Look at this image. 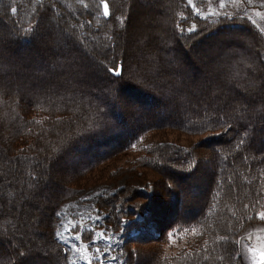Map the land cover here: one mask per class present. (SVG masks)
I'll return each instance as SVG.
<instances>
[{
  "label": "trees",
  "instance_id": "1",
  "mask_svg": "<svg viewBox=\"0 0 264 264\" xmlns=\"http://www.w3.org/2000/svg\"><path fill=\"white\" fill-rule=\"evenodd\" d=\"M107 3L108 17L104 15L100 0H0V22L8 23L13 47L37 42L41 22L54 19L58 30L68 37L65 44L75 42L80 49L88 51L86 57L106 78L104 83L92 86L89 78L86 85L79 84L81 88L74 90L61 82L45 91L27 90L21 81L10 78L9 66L16 64L15 57L8 49L4 51L0 60V84L3 85L0 87V138L5 143L1 142L0 151L6 154H0V161L5 160L17 169L14 182L20 180L24 190L20 192L22 200L19 201L14 197L15 183L12 181V187H5L9 197L3 199L5 208L0 203V239L6 246L12 243V248L0 246V264H28L31 258L41 264L70 262L68 249L54 234L58 212L63 203L79 191L71 187L83 176L77 179V174L70 176V180L64 181V188L63 181L58 184L61 193L46 207L47 217L34 222L39 229L32 228L30 219L25 221L18 217L21 203L32 201L30 190L35 188L40 192L36 185L50 179V174L44 171L48 165L51 167L54 160L67 157L71 149L77 151L78 146L85 143L80 152H83L82 159L88 158L89 163L78 171L85 174L103 160L100 155L103 157L108 152L106 148L110 147L109 151L115 156L133 149L140 137L159 130L206 135L207 138L202 144L190 147L154 141L142 159L144 167L163 176L165 196L169 197L167 205L171 206L174 219L158 225L160 216L149 209L152 203L146 207L154 199L133 187L124 186L98 199L97 207L109 213L104 218L105 229L123 234L124 264H246L240 256L238 238L248 227L264 223L256 215L264 202V124L256 125L264 120V34L247 18L243 6L232 5L204 19L197 15L188 0H160L157 23L162 30L155 31L148 39H137L130 20L141 17L143 8L138 1L107 0ZM193 24L196 31H186ZM127 29L128 35L121 43L120 33ZM181 29L185 30L183 34ZM224 35L234 37L239 46L215 53L222 59L219 63L224 72L221 80L213 71L204 81L195 79L191 71L181 72L180 65L185 67L186 64L178 56L184 47H189L191 53L196 45L214 39L221 46L223 42L219 36ZM42 45L36 43L32 50L36 53ZM133 46H140L142 58L153 57L147 58L148 65L145 64L148 74L144 81L141 79L140 85L145 88L142 92L124 78L127 66L133 63L130 60ZM25 57L35 58L31 54ZM50 57L53 59V53ZM156 61L160 64L162 61V66L155 70ZM164 63H171L175 69ZM51 64L48 63V68ZM81 64L80 59L69 62L66 69L61 70L64 77L57 74L58 79L76 85ZM114 64L117 70L123 66L122 80L106 70ZM51 71L53 78L56 71L54 68ZM190 79L192 84L185 85ZM117 91L122 96L147 98L144 102L149 110L125 111L118 106ZM200 95L205 97L201 106L197 104ZM157 96L162 98L159 104H165L168 109L163 107L157 119L148 123L132 121L138 113L150 116ZM223 98L228 102L223 103ZM46 114L49 118H44V122L33 117ZM217 121L223 123L224 128ZM205 126L214 131H204ZM122 128H131L132 134L125 137ZM225 128L229 130L225 132ZM26 141L30 142L29 149H20L19 144ZM204 150L212 155L210 190L195 204H190L177 194L192 189L196 174L208 167L201 158ZM113 156H106L104 160ZM176 177L186 183L179 184ZM132 200L136 201L128 204ZM135 203L137 206L132 205ZM24 214L27 218V213ZM23 233L43 240L37 243L28 241L26 236L18 237ZM170 236L183 239L186 246L164 257L161 248L169 243ZM30 248L33 250L29 255H19Z\"/></svg>",
  "mask_w": 264,
  "mask_h": 264
},
{
  "label": "rangeland",
  "instance_id": "2",
  "mask_svg": "<svg viewBox=\"0 0 264 264\" xmlns=\"http://www.w3.org/2000/svg\"><path fill=\"white\" fill-rule=\"evenodd\" d=\"M137 1L140 7L143 8V12L141 13V17L138 20H130V25H132L131 29L136 30L135 36L137 37V39L139 38L144 40L148 39L150 36H153V33L162 30V27L157 23V13L159 11V7L157 6V4L160 2V0ZM192 3L196 6V8H199L201 13L205 16H213L209 15L210 10L213 12H223L219 8V0H192ZM232 5H236L237 7L243 6L244 12L247 13V15L251 17L252 20L256 21L258 27L264 28V0H252L251 4L247 3V0H244V2H241V0H233V2L227 3L225 8L231 7ZM257 12H259L260 15H257ZM54 22V19L41 22L39 26L40 30L38 33L37 42L34 41L20 48L13 47L12 43H10L12 35L8 23L6 21L0 22V60L4 55V51H6L7 49L11 51V54L15 57V60L13 59V62H15L16 64H12L11 66H9L10 78H16V80L21 81L23 83L22 85L27 90L30 88H34L36 90L38 89V91H45L52 84H56L58 82H61V84L65 85L66 88H72L73 90L79 89L83 84L86 85V80L89 78L92 79L89 81V83H91V86L93 84L104 83L106 81V78L103 72L100 71L99 68H96L94 63H92V61L88 57H86L88 51L86 52V50L80 49L79 45L75 42H73V45H66L65 40H67L68 37L66 35L64 36L61 30H58ZM221 34L222 33H220V35ZM120 35L121 36L119 39L122 43L124 42L125 36L128 35V29L125 33H120ZM219 37L223 42L221 46L214 39L209 40L206 43H200L196 45L191 53H189V47H184L182 53H180V55L178 56L181 59L183 58L184 60H182V62L186 64L185 67L180 65L181 72L187 74L191 71L195 79L204 81L211 74L210 72L213 71L217 75V77L219 76V80H221L223 78L224 72L223 70H220L221 65H219V63L222 59H220V55H217L215 53H218L219 50H222L224 48L226 50H230L232 48L238 47L239 45L238 40H235L234 37L231 38L229 35ZM36 43L43 45L42 47H40L41 49H39V51L35 53V50H32V47L36 46ZM156 44L158 45V43ZM129 46L131 47V45ZM133 48V53L131 54L132 59L130 60L134 64L132 63L131 65L129 64L127 66L124 78L128 79L129 81H127L129 83L135 84L133 86L138 88L139 91L142 92L145 88H143L140 83L142 84V82L146 78L145 76H147L148 74L146 71L148 68L145 67V64H147V62L149 61L148 59H152L153 57L148 56L146 58H142V55L140 56V46H133ZM52 53L53 59L50 57ZM27 54H31L35 58L33 60H28V58L25 57ZM188 55H190L193 60H190ZM224 55L225 54H223V56ZM8 58L9 56L6 57L7 62ZM79 59L83 64H81V75L77 78L78 83H75L76 85H74L69 81H60L57 74H60L62 77H64L63 74H61V70L64 71L69 62H76ZM50 62H52L53 65ZM48 63L51 64L49 68H54V71H56V75L53 78H51L53 74H50V72L52 71L51 69L49 71ZM159 66H162V61L161 64L157 61L153 64L155 70L159 68ZM164 66H169L171 67V69H175V67L172 66L171 63H164ZM149 68L151 69L152 66H150ZM169 74L171 75V73ZM39 75H41L42 77H40ZM81 76L83 78H81ZM4 77L7 79L6 75ZM184 84H192V80L190 79V82ZM116 94V97L120 104L118 106L120 108L123 107L127 112L132 109L138 111L139 113L149 110L148 105L144 102V100L146 101L147 98H143L140 96H122L120 95V93H118V91L116 92ZM160 99H162L161 96H157V102L155 101L154 105H152V113L150 114V116H153L152 118H149L150 116L146 117V115H138V113L133 118H131L132 121L138 120L140 121V123L145 124L146 122L148 123L149 121L156 120V116L160 115V111L163 110V107L165 109H168L165 104L164 106L159 104ZM204 100L205 97L203 95H200L197 104L201 106ZM222 102L227 103L228 100L223 98ZM33 117H36V120L39 122H44V118H49L47 117V114L37 115ZM260 121L261 122L256 125L262 126V124H264V120ZM122 131L124 132L125 137H127L129 134H132L130 133L131 128H122L121 132ZM206 138V135H192L173 130L151 131L143 137H140L138 139V143L133 149L119 152V154L115 156H113V152L109 151L111 150L110 147L106 148V151L108 152H106L103 157H101L102 155H100V158L103 160L99 162L96 167L85 174H81L80 172H78L80 168L89 163L88 158L84 160L82 159L83 152L81 153L80 150L84 146H86L85 143H82L78 146L77 151L71 149L67 157L65 156L63 158H58L56 159V161L54 160L51 167L50 165H48V168H45L44 171L46 174H50V179H46L45 183L36 185V187H39L40 192L35 190V188H32L30 190L32 201L21 203L20 209H18V217H20V220L25 221L30 219V221L32 222V228L34 227L35 229H39L37 223L34 222H36L37 220L44 221V219L47 217L46 215L48 214V211L46 207L53 203L55 195L61 193L58 184L63 183L62 185L64 188V185L66 183H64V181L70 180V176L77 174L78 176L76 177V179L80 176H83L78 179L77 182H75L71 187L79 191L73 194L71 196V199L63 203L58 212L56 232L59 231L63 233V235L60 239L56 238V233L54 234V236L68 249L70 261L69 264H72L73 261L75 262V264H88V260L84 258L85 256L91 258V264H124L125 259L123 254V234L111 230L107 231L105 229V226H103L105 221L104 218H106L109 213L108 211L100 210L97 207L98 199L101 196L111 194L124 186L133 187L141 192L146 193L151 197V199H154L152 202H148L146 207L152 203L153 206L149 207V209L152 211V213L156 215L158 214L160 216V219H158L159 222H157L158 225L174 219L175 214L174 212H172L171 206L167 205L169 197L168 195L167 197L165 196L166 183L163 176L161 177L160 175L159 177V175L155 173V171H152L151 168L144 167L142 159L145 153H147L149 149L153 147V144L150 143L154 141H170L173 143H177L183 147H190L202 144ZM262 141H264V137H262ZM1 142L5 143L0 138V144ZM29 143L30 142L26 141L22 144H19L20 149H29ZM103 146L105 147V145ZM205 148H207V146ZM209 150H204V153L201 154V158L203 159L205 164L208 165V167L204 168L202 171L196 174L192 189L190 188L188 192H185V194L181 191L177 194L181 198L184 197L187 202L189 200L188 203L190 204H195L194 202L198 198L207 195L208 190H210V183L212 181V168L209 164L211 163L210 159L212 155ZM0 154L5 155L6 153L4 152V150H1ZM106 156L113 157L104 160ZM16 171L17 169L11 166L10 163H7L5 160L0 161V203L4 208L6 206L3 202V199L9 195L5 193V187H7V185L11 186L12 181L13 183H15V188L17 189V192L14 191L15 200L16 198L17 200L19 199V201L22 200V198H20L22 195L20 192L21 190H24V187H21L22 185L19 183L20 180H16L14 182V179H16L14 176L17 174ZM73 179V181L76 180L75 177ZM175 180H177L178 183L182 185L186 183V180H183L179 177H176ZM68 194H70V192ZM135 201L136 200H132L128 204H131ZM8 203L12 205L14 204V201H8ZM132 205L137 206L136 203ZM261 211H264V202ZM24 213H27V218H25L26 215ZM73 224H77L79 225V227L72 232L66 231V228H71ZM77 231L81 233V239L75 238ZM100 232H106L107 236L111 237V240L107 241L106 239L99 238L98 233ZM26 235L28 234L23 233L22 235L19 234L18 237H25ZM193 235L194 233L191 234V236ZM25 238H29L27 240H30L31 242L43 240L41 238L39 240L36 236H26ZM237 242L239 245L241 259L246 264H257V262L261 259L260 254L264 253V223L253 225L242 231ZM0 246L11 249L12 243L6 246L4 240L0 239ZM185 246L186 243L183 242V239L180 240L177 237L170 236L169 243L161 248L162 256L167 257L169 255L176 254L179 251L183 250ZM76 248H79L80 251L77 252ZM85 248H87V252L84 251ZM97 248L102 250L100 258H97L94 255ZM250 248L253 251H249ZM32 250V248L29 249L30 252ZM29 260L30 261L28 264H41L36 261V258H34L33 261L32 258ZM138 264H144V262H139Z\"/></svg>",
  "mask_w": 264,
  "mask_h": 264
},
{
  "label": "snow or ice",
  "instance_id": "3",
  "mask_svg": "<svg viewBox=\"0 0 264 264\" xmlns=\"http://www.w3.org/2000/svg\"><path fill=\"white\" fill-rule=\"evenodd\" d=\"M230 2H233V0H219V8H220V10H223L226 7V4L230 3ZM241 2H244V0H241ZM100 3L102 4L103 9H104V15L106 17H108L110 15V13H109V6H108V3H107V0H100ZM247 3L251 4L252 0H247ZM188 4L191 5L196 10L197 15L202 16V18H204V19H208L209 18V16L203 15L199 8H196V6L192 3V0H188ZM85 7H87V5H85ZM13 12H15V9H13ZM256 14L260 15L259 12H257ZM209 15H218V13L217 12H213V11L210 10ZM247 18L251 20V17H247ZM184 19H187V17H184ZM252 23L255 25L256 21L252 20ZM177 27L179 28L180 26L177 25ZM183 31H185V30L181 29V34H183ZM186 31H188L190 33H194L196 31V26L193 24L188 29H186ZM259 32L264 34V28H259ZM106 70L108 72L112 73L113 75L119 77L121 80L123 79V66L122 65L119 66V70H117V66L115 64L112 66V68L106 69ZM2 86L3 85L0 84V87H2ZM110 91L111 90H109V92ZM217 123H219V126L221 128H224V124L223 123H220L219 121H217ZM230 127H231V125H229V128ZM203 130L204 131H209V130L214 131V129H209V128H207V126H205ZM228 130H229L228 128L224 129L225 132H227ZM241 143H243V141H241ZM256 215H257V217L260 220L264 221V211H261V212L257 213ZM249 219H251V218H249ZM78 227H79V225L73 224L71 228H66V231L72 232L73 230L77 229ZM92 231H94V230H92ZM55 235H56L57 239H60L62 237L63 233L57 231ZM98 236H99V238L106 239L107 241L111 240V237H108L106 232H100V233H98ZM75 238L76 239H81L82 238L81 233H79L77 231ZM94 243H95V241H94ZM205 243L207 244V242H205ZM76 251L79 252L80 249L76 248ZM84 251L87 252V248H85ZM249 251H253V250L250 248ZM101 253H102V250L97 248L96 249V253L94 255L97 258H100V254ZM29 254H30V251H28V250L21 251L19 253V255H21V256H27ZM260 255H261V259H260V261L257 262V264H264V253H261ZM84 258L88 260V264H91V258H89L87 256H85ZM113 259H115V258H113ZM72 264H75V262L73 261Z\"/></svg>",
  "mask_w": 264,
  "mask_h": 264
}]
</instances>
